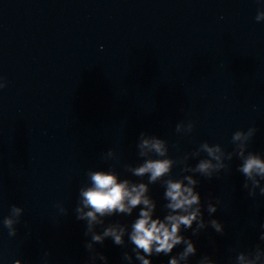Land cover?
Wrapping results in <instances>:
<instances>
[{"label": "water", "instance_id": "95a60500", "mask_svg": "<svg viewBox=\"0 0 264 264\" xmlns=\"http://www.w3.org/2000/svg\"><path fill=\"white\" fill-rule=\"evenodd\" d=\"M259 11L264 0H0V264H44L45 252L48 264H90L86 223L75 217L79 190L90 170L114 168L121 180L147 183L125 170L142 163L141 132L167 141L169 158L180 161L204 142L232 152L233 133L254 127L248 151L264 156ZM189 122L191 134L177 133ZM109 150L116 159L105 158ZM225 163L212 179L194 177L205 219H218L224 233L182 230L197 247L188 264L205 255L235 264L238 252L264 247V196L243 188L238 158ZM182 169L174 166L171 178L191 175ZM149 187L163 218L165 189ZM209 200L220 201L212 217ZM13 205L24 212L10 237L2 220ZM139 210L106 225L130 226ZM125 242L107 239L96 249L108 264H126L133 245Z\"/></svg>", "mask_w": 264, "mask_h": 264}, {"label": "clouds", "instance_id": "9594fccd", "mask_svg": "<svg viewBox=\"0 0 264 264\" xmlns=\"http://www.w3.org/2000/svg\"><path fill=\"white\" fill-rule=\"evenodd\" d=\"M257 22H264V11H259L255 17ZM6 84H0V88ZM192 122L177 124V133L191 134L194 130ZM256 128L245 131H236L232 135V152H225L219 144L210 145L204 142L199 149L186 155L182 160L176 161L169 158L167 141L156 136L141 132L137 142L138 155L142 163L137 166L125 165V170L141 181L133 182L130 179H120L119 174L110 168L108 171L96 170L87 173L88 183L79 190V200L75 208L77 221L86 223L85 237H89L84 247L89 254L90 264H108V257L96 249V245H104L105 240L111 239L116 246L133 245L132 254L123 253V261L126 264H152L151 257L168 256V264H188L189 258L197 254V247L191 238H186L182 230H191L192 236L209 227L216 233H224V225L218 219L206 220L203 212V204L200 193L196 190L199 181L196 175L206 179H212L221 170L228 168L225 160L231 161L234 157L242 163L237 169L244 177L243 188L248 191L250 197L256 196L259 189L264 196V156L248 151V144L256 134ZM205 153L207 158L199 159L195 167L188 164L190 159L200 157ZM158 157V158H153ZM106 159H116V153L109 150ZM182 164L184 175L181 179L171 178L172 169L177 164ZM161 183L164 187V208L166 215L160 218L156 215L157 202L150 196V185ZM220 203L211 200L207 203V213L212 217ZM60 213L66 214V209L57 205ZM139 208L137 218L131 225L119 222L106 225V219L117 215L132 216L134 210ZM24 210L16 205L10 208V214L3 218L2 224L8 230L10 237L17 235L16 225L20 222ZM195 225V226H194ZM264 229V225L261 226ZM97 228L102 231L98 232ZM264 241V232L260 236ZM183 245V250L172 255L174 249ZM235 252V249H232ZM50 252L44 254V264H48ZM15 264H21L16 260ZM198 264H215V261L205 255ZM235 264H264V247L257 246L253 252H238L235 256Z\"/></svg>", "mask_w": 264, "mask_h": 264}]
</instances>
